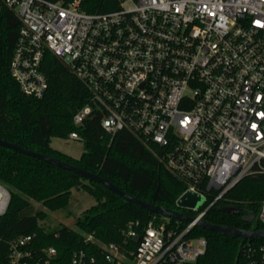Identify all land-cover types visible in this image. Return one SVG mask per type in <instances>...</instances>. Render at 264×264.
Masks as SVG:
<instances>
[{
    "label": "built area",
    "instance_id": "obj_1",
    "mask_svg": "<svg viewBox=\"0 0 264 264\" xmlns=\"http://www.w3.org/2000/svg\"><path fill=\"white\" fill-rule=\"evenodd\" d=\"M1 7L20 23L9 71L23 94L46 91V53L68 59L90 94L73 123L95 110L106 134L129 132L183 192L205 198L181 230L183 222L170 226L163 216L140 235L127 224L123 234L136 243L128 264L195 262L207 246L188 236L195 222L242 178L264 174V0H0ZM9 200L0 183V217ZM257 219L264 225V201ZM34 236L9 241L8 264L49 263L55 249L35 256ZM244 241L238 264H264V236ZM103 250L107 263L127 264L117 245ZM69 264L95 260L79 250Z\"/></svg>",
    "mask_w": 264,
    "mask_h": 264
},
{
    "label": "trees",
    "instance_id": "obj_2",
    "mask_svg": "<svg viewBox=\"0 0 264 264\" xmlns=\"http://www.w3.org/2000/svg\"><path fill=\"white\" fill-rule=\"evenodd\" d=\"M19 28L14 13L1 7L0 139L96 174L138 200L195 216V212L176 205L184 190L183 184L132 134L127 131H118L113 136L106 134L95 110L80 125L73 123V115L89 104L90 94L62 59L45 54L41 69L47 89L41 97L21 92L9 71ZM70 133L76 134L83 146L78 158L50 146L52 137L66 139ZM0 183L10 193L7 210L0 217V264H8L9 241L30 233L35 235L30 245L35 256L42 248L55 249L48 264H69L72 255L79 250L93 257L95 264H109L103 250V246L109 244L119 247L128 264L136 243L123 234L127 224L132 223V228L140 235L148 220L162 218L120 198L100 184L1 146ZM72 190L83 191L95 201L76 218L77 230L61 223L43 226L41 223L47 219L48 212L68 208ZM31 201L38 202L40 208H35ZM262 201L264 174L248 175L222 200L214 203L203 219L214 225L262 230L264 225L257 219ZM227 205H232L239 213L223 212L222 208ZM175 223L173 219L169 220L170 226ZM184 227V223L177 225L179 230ZM87 236L91 238L87 240ZM188 236L204 237L207 246L203 255L187 264H238L241 260L245 241L240 238L197 226Z\"/></svg>",
    "mask_w": 264,
    "mask_h": 264
},
{
    "label": "water",
    "instance_id": "obj_3",
    "mask_svg": "<svg viewBox=\"0 0 264 264\" xmlns=\"http://www.w3.org/2000/svg\"><path fill=\"white\" fill-rule=\"evenodd\" d=\"M65 61L69 62L68 59H65ZM0 146L8 148L10 150H13L14 152H18V153H21V154H24L27 156L34 157L38 160L48 162V163L53 164L57 167L68 170V171H70V172H72V173H74V174H76L82 178H85L88 181H92V182H95L97 184H100L102 187L106 188L108 191L114 193L115 195L119 196L120 198H122L128 202L133 203L137 207H139V208H141V209H143L149 213L161 215L163 217L174 219V220H177V221H180L183 223H191L193 221V218L188 216L184 212L165 209L163 207L155 206V205L146 203L142 200H138V199L126 194L125 192H123L122 190H120L119 188H117L116 186L111 184L110 182L106 181L105 179L99 177L98 175L84 171L79 167L69 165L65 162L60 161L59 159H57L55 157L44 155V154L29 150L25 147H20L14 143H11V142L6 141V140H1V139H0ZM222 211L225 213H229V214H238L239 213V211L234 207H223ZM194 226L200 227V228L207 230V231L216 232V233L221 234V235H226V236H230L233 238H240L242 240H249V239H254L257 237L264 236V229H262V230L236 229V228L223 226V225H214V224H211V223L205 221L202 218L198 219L195 222Z\"/></svg>",
    "mask_w": 264,
    "mask_h": 264
},
{
    "label": "rangeland",
    "instance_id": "obj_4",
    "mask_svg": "<svg viewBox=\"0 0 264 264\" xmlns=\"http://www.w3.org/2000/svg\"><path fill=\"white\" fill-rule=\"evenodd\" d=\"M50 146L62 153H65L74 158H78L83 151V146L80 140L66 138L50 139ZM72 199L66 210L56 212H48L47 219L42 221L43 226H52L54 224H64L73 230H77L75 220L80 216L82 211L89 208L95 203L94 199L87 193L78 190H72ZM35 208H40L38 202L31 201ZM205 203V198L202 194H197L191 191H184L176 201V205L185 210L195 212L201 209Z\"/></svg>",
    "mask_w": 264,
    "mask_h": 264
}]
</instances>
